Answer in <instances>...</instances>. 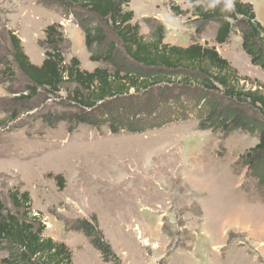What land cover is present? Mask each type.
Returning <instances> with one entry per match:
<instances>
[{"label": "rangeland", "instance_id": "1", "mask_svg": "<svg viewBox=\"0 0 264 264\" xmlns=\"http://www.w3.org/2000/svg\"><path fill=\"white\" fill-rule=\"evenodd\" d=\"M193 1L132 0L126 9L145 36L162 25L165 43L215 46L240 75L264 83V70L242 48L240 22L232 21L228 42L219 45V24L201 25L188 12L200 3ZM244 1L264 25V0ZM173 5L184 13L174 14ZM54 23L67 38V62L76 56L82 69L106 67L90 60L83 30L54 0H0V62L12 59L11 29L40 65L45 29ZM106 31L109 43L114 34ZM26 84L17 68L0 71V198L15 213L10 193L27 191L31 211L46 224L44 236L64 242L73 264H264V190L244 159L260 132L203 127L209 107L184 93L181 102L162 104L154 116L140 119L137 132L114 134L108 123L49 126L45 114L76 112L67 100L75 84L22 101ZM81 220L98 224L113 255L105 259L74 229ZM6 255L0 251V258Z\"/></svg>", "mask_w": 264, "mask_h": 264}, {"label": "trees", "instance_id": "2", "mask_svg": "<svg viewBox=\"0 0 264 264\" xmlns=\"http://www.w3.org/2000/svg\"><path fill=\"white\" fill-rule=\"evenodd\" d=\"M54 1L71 11L83 30L90 60L106 63V67L82 69L76 56L67 62L62 51L67 38L57 23L46 27L45 57L36 65L25 53L21 39L10 29L12 59L1 61V67L9 68L0 71L7 73L8 69L17 68L26 77L28 84L19 100H31L41 90L58 95L64 83L75 84L67 100L74 103L76 112L45 114L43 121L49 126L66 121L97 128L108 123L111 132L118 134L126 130L137 132L140 119L154 116L162 104L181 102L184 93L196 102L205 101L209 107L200 122L203 127L206 124L225 131L261 133V140L244 159L264 190V83L240 75L215 46L165 43L162 25L150 37L145 36L140 23L134 20V12L126 9L132 0ZM198 1L188 12L201 25L219 24L216 43H227L233 31L232 21L240 22L243 50L253 65L264 70V25L257 19L253 4L244 0ZM170 8L176 15L184 13L179 6ZM107 27L114 34L109 43ZM247 83L250 87H246ZM176 88L185 91L177 93ZM10 198L15 213L0 198V251L7 253L0 258V264H73L72 252L64 242L44 236L46 224L31 211L29 193L15 190ZM74 229L89 237L105 259L114 254L98 224L81 220Z\"/></svg>", "mask_w": 264, "mask_h": 264}]
</instances>
